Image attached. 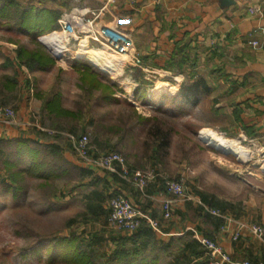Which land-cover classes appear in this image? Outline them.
Listing matches in <instances>:
<instances>
[{"label": "rangeland", "instance_id": "374dc122", "mask_svg": "<svg viewBox=\"0 0 264 264\" xmlns=\"http://www.w3.org/2000/svg\"><path fill=\"white\" fill-rule=\"evenodd\" d=\"M47 32L48 30H43L37 33L33 39L30 35L20 32L17 26L8 24V22L0 24V88L4 86L8 78L13 79L14 87L12 92L0 95V106L11 109L14 114L13 116L2 115L0 127L19 123L18 111L15 109L17 105L12 103L14 101L9 100L19 98V92L23 87L21 83L23 82L24 85V80H28L24 75L21 77L22 70L17 66L19 60L16 61V65L11 61V58H14L11 53L12 45L16 46L17 50L22 47L27 50H36L40 43L38 38L42 37L45 42ZM40 44L45 49L44 52L50 53L45 45ZM81 49L86 51L87 47L82 46ZM90 50L94 49L87 50L86 55L82 57L93 61L103 71L112 74H100L98 79L102 84H114L115 79L119 77L117 74L122 69V59L108 54L103 49L96 50L101 56L90 57L88 55ZM188 59L186 64H190V57ZM70 62L64 63L56 59V67L36 71L34 75H30L33 77L31 80L35 91L39 88V91L41 90L45 96H48L60 90L64 107L75 111V113L80 111L79 119L63 117L56 121V125L64 127L66 131L75 126L78 133L86 132L83 133L88 137L86 149L83 152L79 151L76 141L80 137L67 133L68 135L65 134L64 139L70 140L74 150L65 151L64 160L61 161L62 166L57 170L55 178L46 181L26 172L14 179L6 162H17L18 167L14 168L17 171V169L29 166L30 157L29 155L21 157L22 154L17 153L16 140L23 137L5 135L6 132L15 130L4 129L3 134L0 135V264H66L60 260L55 263L49 262L51 254L48 252L47 241H43L35 249L28 248L32 241L41 235L57 234L66 237L76 233L81 238H87L91 234H98L104 236L106 241L103 242V245L106 250L110 251L111 247L116 245L112 239L114 231L108 224L109 198L103 203L99 192L100 185L95 182L89 183L84 170H82L83 166L92 165L95 169L104 172H116L105 169L96 163L99 157L107 153L122 154L128 162L130 158L136 163V166H139L137 168L140 172L137 185L141 188L146 186L142 184V180H145L147 184L148 177L153 174L155 169H152L156 168L153 165H157L155 172L163 175L164 181L180 180L188 197V201L184 204L187 212L182 221L189 222L192 227L199 224L202 228L211 230L216 223L212 217L208 216L206 209L202 211L200 208L203 203L207 205L204 196L221 210L225 203L230 204V210L234 212L242 209L244 202L250 207H253L254 203L264 207V144L251 137L239 138L238 134L229 130L225 132L224 128L228 129L231 126L230 121L225 120L224 115L217 113L214 109L217 101L213 98L219 97L218 88H209L207 93H202L201 88H197L192 97L187 99L185 91L188 87H183L185 88L184 92L182 88L178 93L181 95L179 99L181 103L178 104L173 101L175 92L159 94L162 99L166 100L162 107L167 110L166 113H160L144 103V101L150 100L148 92L151 99L153 98L155 93L152 89L154 90L156 82L160 80V77L153 74L149 77L148 81L152 83L149 82V87L144 92L145 95L143 93L144 85H141L137 86L139 87L137 90L129 89L128 91L123 90V92L118 90L115 97L120 99L119 102L113 101L110 104L98 100L94 102L93 98L100 92L89 94L84 91L81 88V74L70 67ZM201 71L203 76L207 72L205 68ZM190 83L188 81L186 86ZM120 87L124 86L120 85ZM134 92L139 94L140 99L134 98ZM130 93L132 95H129ZM106 94L109 93L106 92ZM134 111L159 117L163 131L171 130L170 142L160 153L161 161L157 159L154 145L151 146L154 143L153 136L148 131H143L142 126L134 128L132 132L127 131L124 135L120 134L122 128L132 123L135 118ZM41 117L36 113L33 116L35 120L29 122L38 124L44 129H51L54 126L53 123H50L51 119L44 118L42 115ZM114 126L118 127L115 132L112 131ZM106 127H109L110 130L108 129V131ZM202 129H212L229 139L238 140L242 146L252 151V158L241 161L233 153L223 152L208 144L200 138ZM30 146L40 151L43 149L41 144L30 143ZM65 148H69V145L65 144ZM141 153L144 155L141 156ZM256 175H258L257 178ZM259 176L263 177V180ZM4 185H10L11 188L3 192ZM17 187H21L20 192L17 198H14L13 190ZM255 188L260 189L259 193L254 191ZM51 192H56V195L64 194L65 197H49ZM169 194L171 195L170 192ZM171 199L173 197L170 196L166 200ZM48 200L57 201V204L51 206ZM134 204L144 211L139 204ZM213 212L215 213V211ZM144 213L148 217L150 216L145 211ZM178 214L174 216L178 217ZM169 223L175 224V219ZM262 230L264 232V227ZM187 236L194 239L192 235ZM236 236L237 234L234 235V237ZM165 237L160 238L166 242L169 236ZM205 238L209 237L205 236ZM211 240L224 250L219 239ZM175 245L176 249L172 248L166 261L169 264H190V261L186 260L184 256L177 254L180 253L177 250L178 246L181 247L179 242H175ZM213 261L211 262L213 263Z\"/></svg>", "mask_w": 264, "mask_h": 264}, {"label": "crops", "instance_id": "0c3cea01", "mask_svg": "<svg viewBox=\"0 0 264 264\" xmlns=\"http://www.w3.org/2000/svg\"><path fill=\"white\" fill-rule=\"evenodd\" d=\"M17 1L28 9L37 11L36 15L32 13L33 18L37 19L36 22L49 24L45 28L46 31L48 30V34L61 29L59 20L62 16L85 14L91 17V12L98 11L104 3V0ZM252 7H261L263 14L252 13L250 11ZM103 25L118 27L127 32L133 41L136 55L142 60V67L129 65L115 79L120 85L126 86L122 87L123 90H137L139 88L137 86L144 85V93L147 91L145 89L149 87L150 75L156 74L160 80L155 85L160 81L169 82L171 86L177 88L173 101L177 104L181 103L179 101L181 95L178 93L180 89L186 87L188 80L191 79L188 73L193 70L190 68L191 63L196 58L194 82L202 79L201 83L206 87L219 89V97L213 98L217 101L214 109L217 113H222L225 120L230 121L231 126L228 129L224 128L225 132L229 130L238 134L239 138L251 137L264 144V0H115L108 9L101 13L94 26L95 29H99ZM24 34L29 36V34ZM254 38L261 41V47H253L249 44V41ZM38 40L54 56L50 48L40 38ZM12 46L14 48L12 47L11 53L14 58L12 57L11 61L16 65V61L18 62V59L16 60L17 47ZM184 57H190V64L181 63ZM76 60L69 63L70 67ZM80 61L88 63L100 71L91 62ZM17 66L22 70L21 77L24 75L28 78V80H24V85L23 82L21 83L23 87L17 101L9 97V101H14L12 103L17 105L15 109L18 111L19 123L0 127V135L3 134L4 129L11 128L15 131L6 132L5 135L23 137V140L41 144L45 149V145L52 143L56 135L64 137L68 133L71 136L81 137L83 133H86L83 131L78 133L75 126L71 127L70 131L64 130V127L56 125V121L66 117L50 114L46 110L45 102L54 98L59 100L62 109H70L64 107L60 90L48 96H45L41 90L39 91V88L35 91L31 80L33 77L30 74L34 75L36 71L45 69L32 71L26 65H21L20 62ZM203 68L207 70L204 76L202 71L200 72ZM200 85L202 86V84ZM12 91L13 89H8L4 85L0 88V95ZM153 93L155 95L151 99L148 92L150 100L144 101V103L156 109L162 104L164 105L166 100L162 99L159 93L155 91ZM133 96L134 98L140 97L137 92ZM36 113L40 118L42 115L44 118L51 119L50 123H53L54 126L51 125V129H44L38 124L30 123L29 121L35 120L33 116ZM142 114L146 117L150 116L146 113ZM68 118L72 119L73 117ZM58 124L60 123L58 122ZM68 141L70 140L68 139ZM154 162L156 161L154 160ZM135 164L129 158L128 172L121 168L117 172H104L95 169L92 165H85L82 170H84L89 183L95 182L100 185L99 192L103 203L109 198L110 204L111 197L115 193H121L132 202L139 204L150 215L149 217L157 219L160 222V227L159 230L153 231L159 241L165 242L160 238L165 236H169L165 243L172 240L178 242V239L186 235H192L194 239H196L195 236L217 238L224 250L235 261L248 260L264 264V232L258 234L254 231L255 226L264 227V207L258 203H254V206L250 207L244 202V207L242 206V209L234 212L230 210V204L225 203L221 210L216 208L213 203L206 201L207 205L203 203L200 208L202 211L206 209L208 216L217 223L214 224L213 229L208 230L199 224L192 227L189 222L182 221L187 212L184 205L188 201L186 195L174 199L172 217L166 219L163 217V203L168 197L173 196L167 190L163 175L156 173L157 165H153L156 167L152 169H155L153 177L145 184V188H141L137 185L140 173L137 168L139 166ZM260 178L263 180V177ZM259 190L255 188L254 191L259 193ZM175 214L179 216H174ZM174 219L175 224L169 223ZM114 233L118 235V233L133 232L121 230ZM235 234H237L236 237H234ZM115 247L116 245L112 246L110 252ZM189 261L190 264H202L203 262L201 257L193 255Z\"/></svg>", "mask_w": 264, "mask_h": 264}, {"label": "trees", "instance_id": "16d2710c", "mask_svg": "<svg viewBox=\"0 0 264 264\" xmlns=\"http://www.w3.org/2000/svg\"><path fill=\"white\" fill-rule=\"evenodd\" d=\"M35 12L37 11L28 9L25 5H21V3L17 0H0V24L8 22V24L17 26L20 31L29 34L33 39H35L37 33L45 30V28L49 26V24H46L47 22H36L37 19L34 20L33 18V14H37ZM38 46L39 48L36 50H27L23 47L18 48L17 58L20 64L26 65L32 71L36 69L46 70L54 67L56 65V59L54 56H52L50 53H47V51L44 52L45 49L40 43H38ZM188 61V57H184L183 62L181 63L186 64ZM196 61V58L192 60L190 68L193 70L191 69L192 71H189L188 73L191 76V79L188 81L191 83L186 86L188 87L187 91H185L187 99L192 97L193 92H196L197 88H201L202 93H207L209 91V88L201 83L203 81L202 79L197 80L198 82H194L193 77L196 72L194 70L196 67ZM72 67L81 74V88L84 91L89 94H92L96 91L100 92V94L93 98L94 102L98 100L110 104L113 101L120 100L115 97V94L118 90L119 92H123V89L115 81L114 84L111 83L110 85L106 83L102 84L98 79V76H100V74L105 75L103 72L98 71L92 65L80 60H76ZM200 84H202V86ZM4 85L8 89L14 88L13 79L10 80L8 78L6 84ZM184 89L185 88H183V92ZM106 92L109 94H106ZM45 107L48 113L57 116L63 115L65 117H73L77 119H79L81 116L80 111L75 113V111L62 109L57 98L46 101ZM156 110L160 113L167 112V110H165L162 106L157 107ZM134 114L135 118L132 120V123L122 128L120 134L124 135L127 131L132 132L134 128L142 125L143 131H148V133L153 136L154 143L151 144V146L154 145L153 147L156 151L157 159L161 161L160 153H162V149L166 148L170 142L171 130H168L167 132L165 130L163 131L162 126H160V124H162L160 121L161 119L157 116L146 117L138 111H134ZM106 128L107 130H110L109 127ZM116 128L118 129V127L114 126L112 131L115 132ZM30 143V140H16L17 153L22 154L21 157H28L27 155H29V166L21 168L20 170L17 169L16 171L14 168L16 166L18 167L17 162H6V164L9 166L8 170L11 171L14 179L26 172L34 175L37 178H43L46 181L50 180L51 178H55L57 175V170H59V167L62 166L61 161L64 160L63 156L65 151L68 149L74 150L71 142L66 141L62 135L54 136L53 142L45 145V149H42L41 151L37 148H32ZM65 144L69 145V148H65ZM50 160H52L54 163L50 162ZM9 188H11L10 185H4V187H2V191L6 192L9 190ZM20 188L21 187H17L13 190L14 198H17ZM55 193L56 192H51L49 197H65L64 194L56 195ZM203 198L205 201H208L205 196ZM48 201L49 205L51 206L57 204V201ZM110 212L111 208L108 212V216ZM110 228L114 232L121 231L116 228ZM113 235L115 237L113 236L112 239L116 242V247L112 252L106 250L105 245H103V242L106 240H104V236H100L98 234H91L87 238H81L80 236H77L76 233L66 237L59 236L57 234L41 235L38 236L37 239L33 240L32 244H30L28 248L35 249L40 243L47 241L48 252L51 254L49 262L51 263H55L60 260L66 264H169L166 261V257L172 248L176 247L174 242L175 240H172L168 243L159 241L156 238L155 231H153V229L150 228L146 223H143L133 233H118V235L113 233ZM178 242L181 247L178 246L177 250L180 251L181 255L184 256L186 260L189 261L191 255H193L201 257L204 262H202V264H211L210 256L206 253V248L199 241L193 239L191 236L186 235L185 238L182 237L178 239ZM180 253L178 252L177 254Z\"/></svg>", "mask_w": 264, "mask_h": 264}, {"label": "built area", "instance_id": "2783aa9c", "mask_svg": "<svg viewBox=\"0 0 264 264\" xmlns=\"http://www.w3.org/2000/svg\"><path fill=\"white\" fill-rule=\"evenodd\" d=\"M114 2L115 0H104L103 6L98 11L91 12V17H88L85 14L81 16L75 14L62 16L59 20L61 29L46 35L48 36L57 34L63 38L62 43L65 47L63 48L62 52L59 50L58 43H55L56 45H48L43 42L42 37H40L41 41L45 43L48 48H50L55 58L61 62L65 63L66 61L70 62L71 60L76 59L89 61L101 72L109 75L112 74L103 71L93 61L85 59L78 54V51L84 44L88 49H103L108 54L122 59V69L121 72L117 74L119 76L129 65L142 67V60L136 55L133 41L127 32L111 25H103L99 29H95L94 25L96 20L99 18L101 13L108 9ZM250 11L259 15L263 14V9L261 7H252ZM249 44L253 47L262 46L261 41L255 38L251 39ZM74 45L76 46L74 47ZM2 115L13 116L14 114L11 109L0 106V117H2ZM87 141L88 137L86 135H82L80 139L76 141L79 151L83 152L86 149L88 143ZM96 163L111 171L117 172L119 168H121L123 171L128 172V161L127 158L122 154L107 153L99 157ZM152 177L153 174H150L148 180H150ZM142 184H146V181L142 180ZM166 187L171 195H173V199L166 200L163 204V217L170 219L172 217V204L175 201L174 199L184 197L186 196V193L180 180L167 181ZM110 208L111 212L109 214V224L113 228L134 232L143 223H146L153 230H159V221L149 218L147 215H145L144 211L137 207L128 198H126L124 194L116 193L110 201ZM254 231L258 234L263 233L262 227L260 226H255ZM195 238L207 249V254L210 256V261L215 260L213 263L210 262L211 264H255L248 260L235 261L229 253H227L209 238H201L198 236H195Z\"/></svg>", "mask_w": 264, "mask_h": 264}, {"label": "bare ground", "instance_id": "6f19581e", "mask_svg": "<svg viewBox=\"0 0 264 264\" xmlns=\"http://www.w3.org/2000/svg\"><path fill=\"white\" fill-rule=\"evenodd\" d=\"M62 40H63V38L57 34L48 35L45 37V43L48 45H54L55 43L56 44L58 43V45H59L58 47H59L60 52H62L63 48L65 47L64 44L62 43ZM83 46L86 47L85 44ZM87 50H89V49L87 48L86 51L80 49L78 51V54L82 57V56L86 55L85 52H87ZM88 55L89 56L91 55L90 57L101 56V54L96 50H90L88 52ZM97 60L99 61V59H97ZM120 62H122V61H120ZM176 89L177 88L174 86H171L169 84V82L160 81V82H158V84L156 85V87L154 88L153 91H155L156 93L162 94V93H166V92L167 93H173L176 91ZM200 138L202 140H204L205 142H207L208 144L213 145L216 148L220 149L223 152L233 153L241 161H247L250 158H252V155H253L252 151L245 148L244 146H242L238 140L229 139L223 135H220L219 133H217L216 131H214L212 129H202L200 131Z\"/></svg>", "mask_w": 264, "mask_h": 264}]
</instances>
